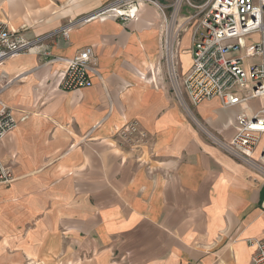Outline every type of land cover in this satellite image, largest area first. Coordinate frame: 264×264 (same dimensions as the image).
I'll list each match as a JSON object with an SVG mask.
<instances>
[{
    "label": "crops",
    "instance_id": "crops-1",
    "mask_svg": "<svg viewBox=\"0 0 264 264\" xmlns=\"http://www.w3.org/2000/svg\"><path fill=\"white\" fill-rule=\"evenodd\" d=\"M111 1L0 0V22L22 38L52 33L0 65V100L17 120L0 138L13 174L0 184V264H251L250 240H264L259 147L246 163L206 135L229 141L243 107L177 99L154 4L128 21L78 23ZM193 37L194 26L176 43L179 74ZM86 46L92 84L51 90L63 66L46 60ZM131 121L147 136L135 146L115 134Z\"/></svg>",
    "mask_w": 264,
    "mask_h": 264
},
{
    "label": "built area",
    "instance_id": "built-area-1",
    "mask_svg": "<svg viewBox=\"0 0 264 264\" xmlns=\"http://www.w3.org/2000/svg\"><path fill=\"white\" fill-rule=\"evenodd\" d=\"M141 2H150L163 13L152 0H113L85 15L78 23L107 17L128 21L136 18ZM192 6L199 9L201 16L194 27L190 66L179 74L174 68L173 56L172 74L169 72L176 97L192 106L218 98L224 108L243 107L236 115L235 133L229 141L206 134L233 157L246 163L255 164L252 154L259 147L257 166L260 162L264 164V0H205ZM72 26L62 28V35L67 36ZM18 32L7 22H0V65L52 36L50 33L29 40ZM57 63L63 67L56 69L55 77L48 81L51 90L73 91L92 84L96 63L90 46L72 56H51L46 60L49 65ZM253 99L260 100V107L246 113ZM16 123L12 109L0 100V138ZM115 134L129 146L142 143L147 137L133 121L126 122ZM12 180L10 167L0 160V184H9ZM250 243L255 245L251 264H264V240L252 238Z\"/></svg>",
    "mask_w": 264,
    "mask_h": 264
},
{
    "label": "rangeland",
    "instance_id": "rangeland-1",
    "mask_svg": "<svg viewBox=\"0 0 264 264\" xmlns=\"http://www.w3.org/2000/svg\"><path fill=\"white\" fill-rule=\"evenodd\" d=\"M156 5L163 9V13L156 7L161 17L160 25V36H161V47L160 51L162 53V62L167 73L168 79H170V73L168 69L167 60V38L166 30L167 27L173 31L172 49L175 50L176 43L180 35L188 28L195 27L198 24V20L201 13L198 14L199 9L193 7L192 5H200L205 2V0H183L182 3L175 9L176 0H152ZM150 3V2H149ZM151 4V3H150ZM174 68L176 70L175 57H174ZM177 71V70H176ZM200 127L203 126L197 123ZM204 127V126H203ZM206 127V126H205ZM202 128V127H201ZM207 128V127H206ZM205 130V129H204ZM210 131V130H209ZM206 133V132H205ZM207 135V134H206ZM210 136L213 137L212 134ZM215 138V137H214ZM259 169L264 173V164L259 163Z\"/></svg>",
    "mask_w": 264,
    "mask_h": 264
},
{
    "label": "bare ground",
    "instance_id": "bare-ground-1",
    "mask_svg": "<svg viewBox=\"0 0 264 264\" xmlns=\"http://www.w3.org/2000/svg\"><path fill=\"white\" fill-rule=\"evenodd\" d=\"M183 0H176V3H175V7H174V11L175 9L182 3ZM170 27V30L169 28L167 27V30H166V38H167V59H168V68H169V72L172 74V67H173V56H174V50L172 49V40H173V31L171 29V26ZM210 135V134H209Z\"/></svg>",
    "mask_w": 264,
    "mask_h": 264
}]
</instances>
